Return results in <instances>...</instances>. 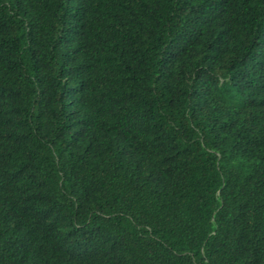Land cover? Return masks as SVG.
Returning <instances> with one entry per match:
<instances>
[{"label": "trees", "instance_id": "obj_1", "mask_svg": "<svg viewBox=\"0 0 264 264\" xmlns=\"http://www.w3.org/2000/svg\"><path fill=\"white\" fill-rule=\"evenodd\" d=\"M0 264H264V0H0Z\"/></svg>", "mask_w": 264, "mask_h": 264}]
</instances>
